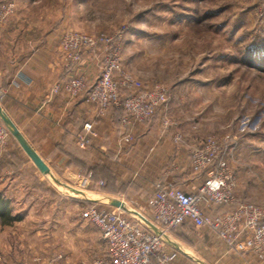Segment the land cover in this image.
I'll return each mask as SVG.
<instances>
[{
  "label": "rangeland",
  "instance_id": "rangeland-1",
  "mask_svg": "<svg viewBox=\"0 0 264 264\" xmlns=\"http://www.w3.org/2000/svg\"><path fill=\"white\" fill-rule=\"evenodd\" d=\"M10 3L8 14L4 6ZM16 26L40 41L55 32L61 50L70 32L95 38L97 47L83 50L76 63L62 50L69 68L84 52L102 50L101 68L107 48H117L122 71L135 82L120 92L121 100L163 88L167 102L153 119L188 147L190 164L195 150L215 141L236 179L238 199L264 206V0H0V36ZM17 161L34 190L35 212L25 214L31 203L23 193L8 199L0 188L11 214L23 218L12 226L0 221V264H95L105 247L87 210H114L116 201L138 211L155 194L140 199L138 186L146 184L118 183L107 167H97L93 181L80 160L76 179L63 171L44 177Z\"/></svg>",
  "mask_w": 264,
  "mask_h": 264
},
{
  "label": "crops",
  "instance_id": "crops-1",
  "mask_svg": "<svg viewBox=\"0 0 264 264\" xmlns=\"http://www.w3.org/2000/svg\"><path fill=\"white\" fill-rule=\"evenodd\" d=\"M44 36L40 41L39 36L19 30L18 26L0 36V87L5 92L0 106L49 168L48 174H42L10 135L0 154V188L5 196L17 198L21 192L26 204L35 197L27 175L17 171L18 157L25 168H33L44 177L58 176L63 171L65 178L76 179L79 172L75 162L79 160L87 170L97 165L110 168L118 183L146 184L137 190L143 200L154 194V186L159 182L187 193L197 191L206 176L194 174L188 147L178 144L175 135L164 132L157 120L134 124L127 131L132 133L133 141L126 142L122 126L125 115L118 108L101 113L88 100V91L77 99L64 91L52 93L56 84L66 83L79 74L90 82L97 80L103 52H84L81 62L69 68L63 62L59 36L55 32ZM87 123L94 126L92 141L90 147L82 149L75 138ZM34 176L41 179L37 174ZM228 209L212 206L204 211L216 216ZM34 210L31 203L25 214L30 216ZM139 210L145 212L146 205L143 203ZM172 241L180 254L172 264H264L252 254L230 251L210 230L189 224L175 232ZM100 242L106 252L101 234Z\"/></svg>",
  "mask_w": 264,
  "mask_h": 264
},
{
  "label": "built area",
  "instance_id": "built-area-1",
  "mask_svg": "<svg viewBox=\"0 0 264 264\" xmlns=\"http://www.w3.org/2000/svg\"><path fill=\"white\" fill-rule=\"evenodd\" d=\"M4 9L9 14L13 12L14 5L10 3ZM103 41L107 44L111 42L108 38ZM97 43L88 34L70 32L65 35L61 47L67 60L76 63L83 50H93ZM106 51L100 76L92 86L85 76L71 78L66 83L56 84L52 93L64 91L77 99L88 91V100L101 113L123 107L124 140L132 142L133 135L127 131L134 124H146L154 118L157 110L167 102L166 91L155 86L122 101L120 92L132 90L135 82L122 71L119 50L112 47ZM116 74H121L122 79L117 80ZM4 95L0 87V99ZM93 127L92 123H87L76 135L78 147L86 149L91 146ZM9 135L8 129L0 123V154ZM191 164L194 172L206 176L204 183L193 193L159 182L155 185V194L147 202L145 212L139 209L131 212L125 206L110 210L94 205L87 210L90 223L100 231L106 246L104 256L95 264H172L179 253L173 246L172 237L188 224L197 229L210 230L230 251L252 254L258 261L264 262V206L238 199L236 179L218 144L211 140L195 150ZM212 206L230 209L209 216L204 210Z\"/></svg>",
  "mask_w": 264,
  "mask_h": 264
},
{
  "label": "water",
  "instance_id": "water-1",
  "mask_svg": "<svg viewBox=\"0 0 264 264\" xmlns=\"http://www.w3.org/2000/svg\"><path fill=\"white\" fill-rule=\"evenodd\" d=\"M0 119L3 121L5 126L7 127L10 134L17 140L22 150L25 152V154L30 158V160L34 163L36 168L42 173V174H48L49 168L45 164V162L41 159V157L37 154V152L29 145L25 137L21 134V132L17 129L15 124L12 122L10 117L3 111V109L0 106ZM112 206L116 208H120L123 205L120 202L112 201Z\"/></svg>",
  "mask_w": 264,
  "mask_h": 264
},
{
  "label": "trees",
  "instance_id": "trees-1",
  "mask_svg": "<svg viewBox=\"0 0 264 264\" xmlns=\"http://www.w3.org/2000/svg\"><path fill=\"white\" fill-rule=\"evenodd\" d=\"M118 109L121 112H123V114L125 115L124 108L123 107L118 108ZM75 163H76V165L78 164V162H75ZM99 166H101V165H97L96 167H94L91 170L88 169V171L86 172L85 176H87V178H89V179H91V180L94 181V173L96 172V168L99 167ZM102 168H105V167L102 166ZM108 179H111V178L108 177ZM22 220H23L22 216H20V215L14 216V215L11 214V212H10V202L5 198V196H3L2 194H0V221H1V224L3 226H12L15 223L21 222Z\"/></svg>",
  "mask_w": 264,
  "mask_h": 264
}]
</instances>
